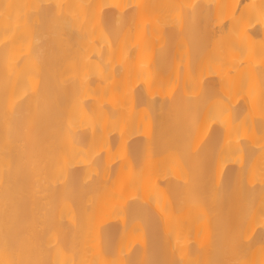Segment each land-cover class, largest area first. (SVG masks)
I'll list each match as a JSON object with an SVG mask.
<instances>
[{
    "label": "bare ground",
    "instance_id": "1",
    "mask_svg": "<svg viewBox=\"0 0 264 264\" xmlns=\"http://www.w3.org/2000/svg\"><path fill=\"white\" fill-rule=\"evenodd\" d=\"M0 264H264V0H0Z\"/></svg>",
    "mask_w": 264,
    "mask_h": 264
}]
</instances>
